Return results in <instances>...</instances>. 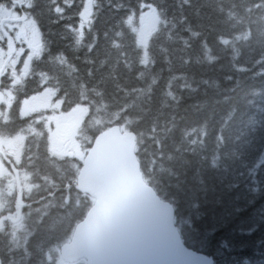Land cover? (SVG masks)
Listing matches in <instances>:
<instances>
[{
  "label": "trees",
  "instance_id": "trees-1",
  "mask_svg": "<svg viewBox=\"0 0 264 264\" xmlns=\"http://www.w3.org/2000/svg\"><path fill=\"white\" fill-rule=\"evenodd\" d=\"M147 5L159 23L141 41ZM3 7L35 21L42 50L21 80L11 70L2 76L14 99L0 135L25 137L12 167L36 191L0 211V264H62L60 246L94 202L74 186L82 161L55 153L40 115L20 111L44 89L64 111L87 109L78 133L86 150L113 124L135 132L144 178L174 206L188 247L214 264H264V0H0ZM18 203L24 217L14 223Z\"/></svg>",
  "mask_w": 264,
  "mask_h": 264
},
{
  "label": "water",
  "instance_id": "water-1",
  "mask_svg": "<svg viewBox=\"0 0 264 264\" xmlns=\"http://www.w3.org/2000/svg\"><path fill=\"white\" fill-rule=\"evenodd\" d=\"M67 126H60L61 133ZM136 145L135 132L120 124L94 138L74 182L94 202L60 246L61 258L85 264H214L213 256L184 243L174 206L144 178ZM14 173L20 189L18 169ZM22 208L20 203L11 222L21 220Z\"/></svg>",
  "mask_w": 264,
  "mask_h": 264
},
{
  "label": "rangeland",
  "instance_id": "rangeland-1",
  "mask_svg": "<svg viewBox=\"0 0 264 264\" xmlns=\"http://www.w3.org/2000/svg\"><path fill=\"white\" fill-rule=\"evenodd\" d=\"M84 17L87 19L88 15L85 14ZM158 23L159 15L156 8L152 5L142 7L137 24L140 40L146 41L151 37L157 29ZM41 50V32L35 21L16 14L10 8L3 7L0 9V119L7 117L14 99L11 89L6 84H2V76L11 70L14 80H21L27 74L32 59L39 55ZM32 55L34 56L32 57ZM6 79L8 80L7 74ZM20 111L23 115L37 112V115H40L37 119H43L53 151L60 156L77 157L83 164L88 150L83 147L78 139V133L87 112L84 106H76L69 111H64L61 100L56 99L55 92L51 89H44L23 99ZM64 124H68V126L65 132L58 136L57 133H61L60 126ZM62 139L65 143L60 146L58 141ZM24 141L25 137L21 134L0 135V211L11 203L13 206V203L20 200L21 194H24L26 198L31 197L33 192L35 194L36 186L32 183L28 173L20 174L22 187L19 189L15 170L12 167L13 161L19 163L21 160ZM3 152H7L9 157H6L7 155ZM22 202L27 204L26 201ZM18 206L19 203L17 204L16 216ZM22 217H24V212ZM20 227V224L16 225L17 229ZM62 264L76 263H69L62 259Z\"/></svg>",
  "mask_w": 264,
  "mask_h": 264
},
{
  "label": "flooded vegetation",
  "instance_id": "flooded-vegetation-1",
  "mask_svg": "<svg viewBox=\"0 0 264 264\" xmlns=\"http://www.w3.org/2000/svg\"><path fill=\"white\" fill-rule=\"evenodd\" d=\"M8 59V58H7ZM58 134V136H60V134H62V133H57ZM2 218V217H1ZM4 218H6V217H4Z\"/></svg>",
  "mask_w": 264,
  "mask_h": 264
},
{
  "label": "bare ground",
  "instance_id": "bare-ground-1",
  "mask_svg": "<svg viewBox=\"0 0 264 264\" xmlns=\"http://www.w3.org/2000/svg\"><path fill=\"white\" fill-rule=\"evenodd\" d=\"M34 55H32V57H33ZM9 58V57H8ZM31 59V58H30ZM7 63V62H6ZM5 67V66H4ZM28 99V98H27ZM24 102V101H23ZM4 189V188H3Z\"/></svg>",
  "mask_w": 264,
  "mask_h": 264
}]
</instances>
